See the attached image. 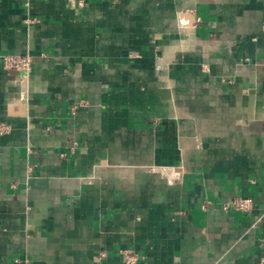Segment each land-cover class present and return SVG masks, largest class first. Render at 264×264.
<instances>
[{"label":"crops","instance_id":"0c3cea01","mask_svg":"<svg viewBox=\"0 0 264 264\" xmlns=\"http://www.w3.org/2000/svg\"><path fill=\"white\" fill-rule=\"evenodd\" d=\"M83 1L0 0V264H264V0Z\"/></svg>","mask_w":264,"mask_h":264},{"label":"built area","instance_id":"2783aa9c","mask_svg":"<svg viewBox=\"0 0 264 264\" xmlns=\"http://www.w3.org/2000/svg\"><path fill=\"white\" fill-rule=\"evenodd\" d=\"M79 5H83V0H78ZM3 65L6 69L18 71L21 78L25 81L28 80L32 71V58L24 55H5L2 58ZM10 126L0 122V135L9 132ZM255 202L252 197L236 196L224 202L225 209H233L237 212H249L254 208ZM126 259L129 264H134L136 261L135 256L126 254ZM16 261H19L17 259Z\"/></svg>","mask_w":264,"mask_h":264}]
</instances>
